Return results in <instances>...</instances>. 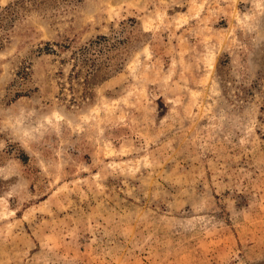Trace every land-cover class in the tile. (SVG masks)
I'll return each instance as SVG.
<instances>
[{
  "label": "rangeland",
  "instance_id": "1",
  "mask_svg": "<svg viewBox=\"0 0 264 264\" xmlns=\"http://www.w3.org/2000/svg\"><path fill=\"white\" fill-rule=\"evenodd\" d=\"M0 264H264V0H0Z\"/></svg>",
  "mask_w": 264,
  "mask_h": 264
}]
</instances>
